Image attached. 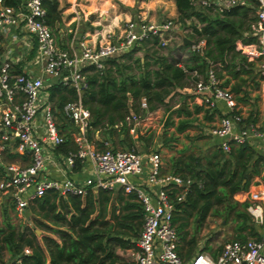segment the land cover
I'll return each instance as SVG.
<instances>
[{"label": "built area", "instance_id": "1", "mask_svg": "<svg viewBox=\"0 0 264 264\" xmlns=\"http://www.w3.org/2000/svg\"><path fill=\"white\" fill-rule=\"evenodd\" d=\"M254 1L257 29L252 34L256 40L237 42L236 49L248 59L257 60V70L264 76V0ZM195 2L223 14L245 4L246 0ZM45 14L43 0H15V3L0 0V159L6 145H13L18 153L30 156L26 165L7 163L1 170L0 191L10 197L15 211L25 213L31 201L50 189L62 195L84 196L91 189L122 188L126 193H135L143 208L142 227L136 239L137 257L133 264H264V158L261 182L248 190L246 196L247 211L261 225L260 237L229 239L215 253L199 249L184 261L177 250L179 235L169 192L172 187L179 186L180 191L174 197L181 201L192 180H183L172 173L162 174L158 151L141 154L136 149L115 148L108 139H103L97 147L87 137L91 126L89 111L82 102V94L88 87L83 68L93 65L95 69H102L108 59L130 51L148 38L156 37L158 45H167L174 41L180 23L169 17L151 19L140 10L118 31H105L93 42L82 44L79 50L71 53L55 40ZM190 46L202 52L205 41H193ZM31 51L39 63V73L21 68L14 71L17 63ZM188 73L194 78L196 91L203 93L202 101L207 106L214 107L218 101L225 104L226 111L209 128V133L220 139L223 151H229L230 144L245 143L251 134H259L254 124L240 125L243 116L235 97L229 88L221 85L213 66L209 65L203 74L197 70ZM46 78L72 86L77 93L76 99L57 108L46 90ZM260 93L264 107V80ZM139 104L146 113H132L126 117L128 130L134 138L141 133L148 115L145 97L140 98ZM59 118L73 123L76 150L59 155L68 173L61 178H51L44 174L46 148L53 149L63 142ZM77 160L80 171L85 173L81 179L69 174ZM144 171L145 178L139 179ZM29 252L30 249L24 247L23 254ZM14 264H20V259Z\"/></svg>", "mask_w": 264, "mask_h": 264}, {"label": "trees", "instance_id": "2", "mask_svg": "<svg viewBox=\"0 0 264 264\" xmlns=\"http://www.w3.org/2000/svg\"><path fill=\"white\" fill-rule=\"evenodd\" d=\"M7 1L15 3V0ZM173 1L177 10L176 21L190 29L187 35L191 40L205 41L203 51L198 52L190 45L181 44V47L191 48L188 57L183 60L175 58L174 52L168 56L153 49L143 61L134 58L130 63L120 62L123 56L131 58V52H128L108 59L102 69L85 66L88 87L82 94V102L90 114L88 139L95 130L125 133L128 128L126 117L132 113L143 114L139 104L141 97L146 99L147 111L165 105V99L176 88L188 84L187 72L197 70L203 74L209 65L221 79V85L229 87L235 95V100L245 101L250 97L248 86L250 92L259 90L264 76L258 72L254 60L236 49L237 42L251 43L256 40L252 34L257 29L255 1L246 0L245 4L223 14L200 6L195 0ZM43 6L47 24L57 32L61 23L58 1L43 0ZM157 40L153 37V44L158 45ZM167 46L158 45L162 49ZM46 89L57 108L77 97L72 86L57 79L49 81ZM257 99L258 96L255 97ZM177 110L185 116L175 126V131L181 133L188 128L190 121L186 118V109L179 106ZM249 120L254 118H242L240 125H246ZM58 124L63 142L54 151L60 155L74 152L76 144L71 139L69 123L59 118ZM172 124L168 117L165 125ZM176 138L172 134L166 140L174 141ZM128 149L136 148L131 142ZM222 151L220 146L217 147L206 162L191 152L172 156L168 160L170 173L183 180H192L181 201H176L174 197L180 191L179 186L172 187L169 192L174 204L173 221L177 222L179 238L186 245L185 249L178 248V254L184 260L190 257L197 244L195 234H189V219L197 228L211 213H233L236 221L234 239L260 237L246 210L248 202L239 203L233 199L234 193L247 187L248 162L254 153L245 144H230L226 155ZM72 168L78 170L80 162L77 160ZM11 207L14 209L13 203ZM3 213L0 263L8 264H14L17 259H20V264H123L116 248L136 249V239L143 222V208L135 193H126L122 188L91 189L84 196L62 195L52 189L47 190L31 201L25 211L35 228L27 225L17 228L10 221L8 208H4ZM36 229L42 231L40 236H37ZM24 247H28L30 252L23 254ZM200 249L211 248L205 245ZM5 255L8 256L5 258Z\"/></svg>", "mask_w": 264, "mask_h": 264}, {"label": "crops", "instance_id": "3", "mask_svg": "<svg viewBox=\"0 0 264 264\" xmlns=\"http://www.w3.org/2000/svg\"><path fill=\"white\" fill-rule=\"evenodd\" d=\"M58 1V9L61 15V23L57 29V32H53L55 40L63 46V49L68 52H75L79 50L82 44H87L93 42L96 38L99 37V34L104 33L105 31L112 30L118 31L125 21L129 20L137 11L143 12L151 19H158L159 17H169L172 19H177V10L173 0H57ZM210 9V8H209ZM214 11V10H212ZM215 12V11H214ZM180 26V25H179ZM178 26V28H179ZM177 28V29H178ZM59 30L63 32L58 33ZM190 29H184L185 34H180L175 32L176 36L174 41H171L168 46L174 47V49L168 48H159L158 45L153 44L152 38H148L142 43L132 48L131 58L122 57L120 58V62L125 61L126 63H130L134 58H139L140 61H143L145 55H149L153 49H157L160 54L163 55H172L174 50H183L187 47H181L178 42L182 40L184 36H189ZM56 33V34H55ZM61 34V35H59ZM190 39V38H189ZM126 52V53H128ZM124 53V54H126ZM123 55V54H121ZM116 56V57H120ZM115 58V57H113ZM187 58V57H186ZM34 51L28 53L22 62H18L14 67V71H19V69L30 70L35 74L39 73L37 61H35ZM183 60V59H182ZM257 65V60H254ZM258 69V67H257ZM188 76V84L181 87L176 88L173 93L165 99L166 104L161 105L160 107L155 108L154 110L148 111L147 118L145 119L144 125L141 127V133L137 135L136 138L130 133V131L126 130L125 133L119 130H112V132L102 133L101 131L95 130L92 132L90 142L97 147L101 146L100 139H108L113 147L119 146L121 149L129 147V144L132 142L134 145L142 146L143 150H138L141 154H146L149 151H157V149L147 150L154 143L153 140L146 144V140L149 138V134L153 133V128L156 125L150 126L152 123V118L158 115L159 110L163 111L161 117L165 120L170 118L173 121L172 125H168L163 128L164 130L160 132L163 135L162 138V149L164 150L163 158L160 154L161 166L160 171L162 174H168L169 171V158L172 156H179L180 154L194 153L199 155L203 162H206V159L220 146V139L212 136L209 133V128L215 125L218 122L219 117L226 111L225 104L222 101H218L214 107L207 106L203 101V93L201 91H196L194 88V78L191 73L187 72ZM219 78V77H218ZM53 80V78H51ZM50 80V81H52ZM263 81V80H262ZM261 81V83H262ZM45 82H49L45 79ZM221 82V79H220ZM260 83V87H261ZM229 88V87H227ZM249 90L248 95L250 96L245 101H237V108L242 114L243 118H254V120L247 121L246 125L254 124L259 131L257 135H249L247 141L243 144L247 145L252 151L253 156L249 159V166L247 168V176H248V184L245 189H241L234 193L233 198L235 201L242 203L248 200L246 199L248 190L256 187L261 182V170H262V160L264 158V107L261 102V93L259 90H251L249 86L247 87ZM47 90V89H46ZM258 96V99L255 100V97ZM235 97V95H234ZM182 109H186V118L189 119L190 125L187 129H185L181 133H177L175 131V126L178 124L179 119L185 117L183 113L178 112V107ZM146 112L143 111V115ZM160 117V118H161ZM164 120V121H165ZM68 122V121H67ZM166 122V121H165ZM68 130L71 133V139L76 144L75 139V128L73 123L68 122ZM162 125V124H161ZM63 130H66L65 128ZM158 133V129L156 130V134ZM159 133L157 135H160ZM176 135V141H168L166 137L170 135ZM1 135V130H0ZM165 135V136H164ZM140 136L142 138H140ZM1 141V139H0ZM235 146L239 144L233 143ZM221 147V146H220ZM118 148V147H115ZM55 148H46V170L44 171L45 176L51 178H61L65 174H67L68 170L65 168V165L62 164V160L60 159V154H57L54 151ZM222 149V148H221ZM147 150V151H146ZM223 150V149H222ZM224 155L228 153L222 151ZM30 162V156L27 154L18 153L13 145H6L5 150L2 153V157L0 159V174L1 170L7 163H17L20 165H26ZM147 167V165H145ZM73 178L81 179L85 173L79 170L69 173ZM146 171H144L143 175L139 178H145ZM245 180H243L244 182ZM1 194H4L1 192ZM6 199L10 200V197L6 195ZM8 205H4V208H8ZM247 210V207H246ZM249 213V212H248ZM250 214V213H249ZM253 219V218H252ZM254 221V220H253ZM236 222V221H235ZM175 226L177 222L174 221ZM236 224V223H235ZM255 229L260 234V224L254 221ZM235 227V226H234ZM235 236V231H234ZM234 239V238H233ZM184 243L183 240L179 238V247H182ZM211 248V247H210ZM217 249V248H215ZM215 249H207L212 250ZM199 250V249H198ZM196 252V251H195ZM194 252V253H195ZM116 253L122 259L123 264H133L136 261L137 257V247L136 249H121L116 248ZM193 253V254H194ZM192 254V255H193ZM191 255V256H192ZM190 256V257H191ZM189 258L183 259L184 261H188Z\"/></svg>", "mask_w": 264, "mask_h": 264}, {"label": "rangeland", "instance_id": "4", "mask_svg": "<svg viewBox=\"0 0 264 264\" xmlns=\"http://www.w3.org/2000/svg\"><path fill=\"white\" fill-rule=\"evenodd\" d=\"M164 18L165 17L162 16V17H159L158 19H164ZM173 20L176 21V19H173ZM176 31H177V33L185 34L184 33V27L181 25L179 26L178 29L176 27ZM61 32H63V31L62 30L58 31V33H61ZM59 35H61V34H59ZM178 42H179V39H178ZM169 48L174 49V47H172V46ZM190 49L185 48L181 51H179L177 49L174 50L175 51L174 52L175 58H177L178 60L179 59L180 60L185 59L186 57H188ZM46 80H48V78H46ZM50 80H52V79L49 78V81ZM254 91L255 90H253V92ZM161 108L163 109V107H161ZM162 109H156V110H159L158 115L156 117L154 116L151 120L152 123L149 124L150 126H152L153 124L156 126L153 128L154 129L153 133L148 135L149 138L145 142L147 144L151 140H153V141L155 140L154 143L152 144V146L150 148H148L147 150H150L151 148L157 149V151L159 152V154H161V157L163 158L164 150L162 149V145H161L163 135L160 134V132H162L164 130L163 128L165 127V121L166 120L163 117H161V114L163 111ZM261 127H264V126H261ZM157 129H158V133L160 135H157L158 133L156 134ZM176 139L174 141H176ZM115 147L120 148L119 146H116V145H115ZM134 147L138 150H143L140 143H139V146H137V143H136V145H134ZM123 149H127V147H125ZM5 204L8 205L7 207H8V212H9V216H10V221L15 227L20 228L22 225H27L29 227L35 228V225L33 224V222L30 219L31 217L26 215L25 213H17L15 211V208L12 209V207H11L12 201L7 200L6 194H1V191H0V227L3 226V224H4L5 215L3 213L2 207H4ZM235 223L236 222L233 218V213L227 214L226 212H220V213L218 212L216 214H212V213L209 214L206 217V219L197 228L193 225L192 220L189 219V225H188V229L190 231L189 234L191 235L192 233H194L196 236V241H197L196 248L193 250L192 254L195 251H197L198 249L204 247L205 245H208L212 249H215V248H218L224 241L229 240V239H233L234 238ZM36 234H37V236H40L42 234V231L39 229H36ZM182 247H183V249H185L186 245L183 243ZM7 256L8 255H5V258Z\"/></svg>", "mask_w": 264, "mask_h": 264}, {"label": "water", "instance_id": "5", "mask_svg": "<svg viewBox=\"0 0 264 264\" xmlns=\"http://www.w3.org/2000/svg\"><path fill=\"white\" fill-rule=\"evenodd\" d=\"M182 44L183 45H191V44H193V41L191 39H189L188 37L184 36L182 38Z\"/></svg>", "mask_w": 264, "mask_h": 264}]
</instances>
